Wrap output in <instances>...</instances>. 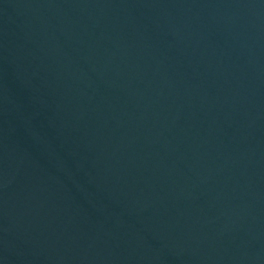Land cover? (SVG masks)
<instances>
[{"label": "water", "instance_id": "obj_1", "mask_svg": "<svg viewBox=\"0 0 264 264\" xmlns=\"http://www.w3.org/2000/svg\"><path fill=\"white\" fill-rule=\"evenodd\" d=\"M0 264H264V0H0Z\"/></svg>", "mask_w": 264, "mask_h": 264}]
</instances>
